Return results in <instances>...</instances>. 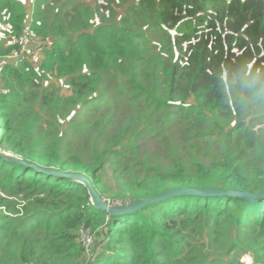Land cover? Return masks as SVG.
Instances as JSON below:
<instances>
[{
	"label": "trees",
	"instance_id": "1",
	"mask_svg": "<svg viewBox=\"0 0 264 264\" xmlns=\"http://www.w3.org/2000/svg\"><path fill=\"white\" fill-rule=\"evenodd\" d=\"M130 1L107 20L74 2L52 18L36 0L32 33L52 45L38 72L26 57L2 69L0 151L133 203L182 188L264 194V0ZM28 18L22 0H0V57L19 52ZM49 77L72 96L40 97ZM0 191V264H264V199L180 196L110 219L84 185L3 158Z\"/></svg>",
	"mask_w": 264,
	"mask_h": 264
},
{
	"label": "rangeland",
	"instance_id": "2",
	"mask_svg": "<svg viewBox=\"0 0 264 264\" xmlns=\"http://www.w3.org/2000/svg\"><path fill=\"white\" fill-rule=\"evenodd\" d=\"M22 1H23L24 7H25L28 15L30 16L28 19L31 22V20L34 16V9L38 6V4H37L36 0H33L32 2L30 0H22ZM138 1H140V0H131L129 3L132 4V3L138 2ZM47 2L49 4L45 3L43 5L42 9H44L47 13L52 12L51 13L52 18L54 17V15L57 12H59V10L65 8V6L63 5L64 3L74 2L75 6H77V5L81 6L84 3L90 7L98 10L97 16H103L104 15V16H106L107 20L112 19V14H114L116 17L120 18L124 14V11H125L124 7L127 4V3H124L123 0H47ZM99 13L101 15H99ZM7 30H8L7 26H4V24H0V41L1 42H2V40H5L6 42L8 40H10V38H8V36L5 35L8 32ZM49 42L52 45L51 41H49ZM6 44L7 45H4L5 48L8 47V43H6ZM141 44L143 47L146 46L145 41H142ZM153 50L154 49L152 48V51ZM22 59H24V58H22ZM20 60H21L20 58L15 59V58H12V56L8 57V58L0 57V94L2 92H4L5 88L7 87V85L4 82H2V80H1L2 79V75H1L2 69L4 67H6L8 64L16 66V68H19V66L21 65ZM25 60L32 66V69L34 71L38 72L40 70L41 66L43 65L42 62L44 59H41L40 55L35 54V55L27 56ZM30 70L31 69L27 67L25 69V73L29 72ZM6 79L9 80V85L13 88V90H15L17 92H21V89L19 88L17 76L15 77V75H11L10 73H8ZM35 82L41 85V88L39 90L40 97L43 96L45 93L48 95V97L50 99H54V97L67 98V97L72 96V90L66 84L65 79L59 80L56 77H53V78L49 77V79H42L41 82H39V81H35ZM15 102L19 103L20 99L15 98ZM32 102H35V101H32ZM113 107L114 106L112 105L111 110H113V109L117 110L116 117H117L118 121H121V118L123 117V114H122L123 110L122 109H125L124 105L119 104L116 106V108H113ZM39 111H41V109H39ZM103 120H104V118L101 119V122H104ZM25 122H26L25 119L21 120V123H19V127L22 125L21 128L23 129L25 127ZM64 123H66V122H64ZM42 125L45 127L46 123H44ZM69 130H71V128H69ZM16 137H22V135L20 133H18ZM80 144H81L80 140H78L77 143L75 144V150L77 152H79L81 149ZM143 146H144L143 148H144L145 154H148V155H152L153 152L156 151L157 147H158L157 143L154 146L153 142H147ZM130 162H131V160H128V163H130ZM119 167H117V168H119ZM3 197H5V195L0 191V213H3L6 215V214H8V211L5 207L2 206L1 200ZM102 199H105V198L102 197ZM108 199H117V198H110V196H109ZM118 200H120V199H118ZM125 201L130 202V200H125ZM17 204L19 205V207H17L18 210L20 208H22L23 205H20V202H17ZM132 204H134V203L130 202V205H132ZM93 251H94V248H93ZM84 256L89 257L88 255H84ZM245 256H247V255H245ZM248 256H251V255H248ZM243 258L238 260L236 262V264H243L241 262Z\"/></svg>",
	"mask_w": 264,
	"mask_h": 264
},
{
	"label": "water",
	"instance_id": "3",
	"mask_svg": "<svg viewBox=\"0 0 264 264\" xmlns=\"http://www.w3.org/2000/svg\"><path fill=\"white\" fill-rule=\"evenodd\" d=\"M0 158H3L5 160L11 161L12 163L24 165L29 168H33L36 171H38L41 174H46L47 176H54L61 179H66L69 181H75L82 185H84L88 191L89 195L91 197L92 205L95 207L97 211L106 212L110 215V219L123 217V216H129L137 214L141 211H143L145 208L153 205H157L159 203L165 202L169 199H173L175 197L180 196H196V197H225V196H231L236 198H241L248 202H255L258 200L264 199V194L260 195H253L247 192H236V191H220V190H213V189H205V190H198V189H192V188H182V189H174L170 190L168 192L162 193L157 197L154 198H148L144 200H140L138 202H135L132 205L125 206V207H109L102 197L97 193V191L94 189L90 181H88L84 176L73 174V173H67L62 171H57L54 169L51 170H45L43 168H38L33 165H29L28 163H25L20 158L0 151Z\"/></svg>",
	"mask_w": 264,
	"mask_h": 264
},
{
	"label": "built area",
	"instance_id": "4",
	"mask_svg": "<svg viewBox=\"0 0 264 264\" xmlns=\"http://www.w3.org/2000/svg\"><path fill=\"white\" fill-rule=\"evenodd\" d=\"M49 41L48 40L43 41L35 38L31 30V22L28 19V23L24 27L22 31V35L16 41V44L19 48V52L15 51L13 54V58L15 59L25 58L29 55L38 54L41 56V59H44L45 53L51 48V44ZM103 200L109 207H114V208L125 207L130 205V202L124 201L122 199L118 200V199L105 198ZM77 243L83 250L84 254L86 253L85 255L92 257L93 248L95 246L96 241L90 229L85 227H81L79 229ZM241 262L243 264H263V263H256L254 259L248 255L245 256Z\"/></svg>",
	"mask_w": 264,
	"mask_h": 264
},
{
	"label": "crops",
	"instance_id": "5",
	"mask_svg": "<svg viewBox=\"0 0 264 264\" xmlns=\"http://www.w3.org/2000/svg\"><path fill=\"white\" fill-rule=\"evenodd\" d=\"M31 2L33 1V0H30ZM30 17V16H29Z\"/></svg>",
	"mask_w": 264,
	"mask_h": 264
}]
</instances>
